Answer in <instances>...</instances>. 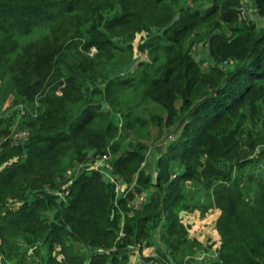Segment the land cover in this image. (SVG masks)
<instances>
[{
    "label": "trees",
    "instance_id": "obj_1",
    "mask_svg": "<svg viewBox=\"0 0 264 264\" xmlns=\"http://www.w3.org/2000/svg\"><path fill=\"white\" fill-rule=\"evenodd\" d=\"M245 1L0 0V264H129L133 245L149 246L158 228L165 264H264V178L247 174L264 156V28L240 20ZM256 5L264 17V0ZM223 24L236 36L221 34ZM201 31L215 60L207 71L190 46ZM139 36L152 62L133 69L131 61L117 74ZM228 61L236 65L224 71ZM136 92L143 101L133 108ZM36 100L37 115L22 122L29 138L3 140L15 108ZM146 101L164 107L168 127L178 129L157 180L144 169L147 145L123 150L121 142L130 130L148 132L137 113ZM105 153L114 155L112 172L135 184L118 205L114 185L92 165ZM77 164L88 170L72 179ZM69 180L65 200L59 192ZM189 183L210 194L204 212L220 211L222 243L210 262L190 259L207 248L182 220ZM145 191L148 201L138 206ZM122 222L126 236L118 240Z\"/></svg>",
    "mask_w": 264,
    "mask_h": 264
},
{
    "label": "rangeland",
    "instance_id": "obj_2",
    "mask_svg": "<svg viewBox=\"0 0 264 264\" xmlns=\"http://www.w3.org/2000/svg\"><path fill=\"white\" fill-rule=\"evenodd\" d=\"M189 3L191 4V0H189ZM243 4L245 5L246 10H245V15L240 16V20L241 21L245 20L249 23H253L256 26V29L261 31V29L264 28V17L258 11V8L256 5V0H246ZM201 7H202V9H206L209 7V4H204ZM241 23H239V24H241ZM231 29H232V27L230 25L223 24V27L220 29V33L226 35L229 38L232 36H236V34H233ZM202 34H203V31H201L199 35L197 33H195L191 38L192 41L190 43V46L193 50V52H192L193 56L200 63V67L207 71V69L209 68V66L211 64H215V60L209 53L211 40L209 37H205V33L203 35ZM142 41H144V39L140 36L137 37V39L135 40V42L133 44V54H132L131 60H130V58L126 59L127 56H125V55L124 56L122 55L120 57L119 63H121V64H119L117 66V69H118L117 74L124 75V72H126V69L124 67H127L128 66L127 64H129L131 61L134 62V64H135L132 67L133 69L137 68L136 65L140 64L141 60H146L148 62H152L154 54L151 53L149 49L143 50L141 48L142 47V45H141ZM126 62H128V63H126ZM121 65H123V67ZM235 65H236L235 62H229L228 61V62L222 63V65H220V66H221V68H223L224 71H228L230 69H234ZM137 75L138 76L141 75V70H138ZM142 101H143V99H142L140 92H136L135 94L131 95L128 99L130 106L133 108L138 106V104ZM182 106H184L183 101L180 99L177 100L176 101V109L178 112L182 111L180 109ZM1 113H2V109H0V115H1ZM137 113L141 114L142 116H144L145 118H147L149 120L148 132L146 133L145 136L140 138L137 136L135 131L130 130L129 133L124 135L123 139L121 140L122 149L123 150L129 149L132 144H136L139 141L145 143L147 145V159L144 162L145 163L144 169H146L152 173L153 180H157V174L159 172V168H158L159 159H160V157L165 156L167 150L169 149L171 144L175 141V135L173 134V132H175L178 129H176L175 126L172 128L168 127V125H167L168 113H167L166 109L164 107L152 102V101L151 102H148V101L143 102L141 104V107L138 108ZM154 115L156 117L161 116V118H162V124L161 125L157 124V121L152 119V117ZM112 119L118 126H121L122 121H121L120 116L118 114H113ZM13 141H14V139H13ZM261 149H263V148H261ZM109 158L107 159L108 162H106V163L101 162L100 164L98 163V166H101V167L104 166V168L110 169L109 164H110L111 160H113L114 155H111V157H109ZM260 164L261 165L264 164V156H262L261 160L254 166H258ZM87 166H89V165H87ZM221 166L223 168H227V170L230 169L225 163H222ZM85 170H88V167L84 166L83 164L75 165L73 167V172H72L73 178L72 179H74L75 176H78L81 172H83ZM176 170L178 172H180L181 167H179V168L177 167ZM173 173L172 174L174 176H172V177H175V167H174ZM239 173L240 172H238L237 170L232 171V177H238ZM69 181L72 182V180H69ZM123 183H124L123 187L125 186V190L127 192V188H130L131 183L130 184H128V182H123ZM189 184H190V186H189L190 188L193 187L192 183H189ZM253 188H254V186H252V185L247 187V190H248L247 195L250 199L253 198V192H252ZM149 190H153V189L150 188ZM149 193H150V191H145V192L141 193L140 195H137V197L135 199V203H137L138 206H140V205L142 206L144 203H146L148 201ZM141 195L144 196V201L137 202V198H139ZM210 229L211 228H208V231ZM217 234H219V233H216L215 236H217ZM160 238L161 237L155 238V240H156V242L154 243L156 245L155 249L152 250L150 248L153 246L151 244L150 247L148 246L150 248V249L148 248L149 253L147 252V253L142 255L141 258H142V261L144 262V264L150 261L149 256L151 254L152 255L157 254L155 256V261L153 262V264H165L164 260H161L159 254H158V250H161V247L159 246ZM212 240H213V238L211 237V235H208V238L206 241L207 244L205 246L207 248V250L205 249V251L208 252L210 250V247L214 248L213 244L211 243Z\"/></svg>",
    "mask_w": 264,
    "mask_h": 264
},
{
    "label": "built area",
    "instance_id": "obj_3",
    "mask_svg": "<svg viewBox=\"0 0 264 264\" xmlns=\"http://www.w3.org/2000/svg\"><path fill=\"white\" fill-rule=\"evenodd\" d=\"M241 10V15H245V5L243 4L240 8ZM95 52V48L91 49L90 54L92 55ZM61 88V87H60ZM62 91L61 89H59L57 91L58 95H61ZM37 105H38V100L35 101V105H31L28 103H21L19 104L15 109L18 111L17 112V117L14 120L13 124L10 126V130L9 132L4 136L3 140L6 139H14L15 142H20V141H26L29 136H30V131L25 128L22 127V122L24 121V117H26L27 115H32V116H36L37 115ZM111 157L110 153H105L99 157H97L93 162L92 165L94 168H96V170H100L103 173H105L107 170H109L112 174L110 176V178L107 179V181L111 182L114 185L115 188V192H116V199H115V204L118 205V199L125 197L129 191L134 190L135 188V184L132 183L130 188H127V192L125 190V186L123 187V182H125L123 179H121L117 174L113 173L111 169H106L104 168V166H98V163L100 164L101 162H108L107 159ZM110 159V158H109ZM70 185L71 182L67 181L66 183L63 184L62 189L60 190V195L63 199L66 200V198L68 197V195L70 194ZM129 189V190H128ZM144 201V196L141 195L139 198H137V202H141ZM137 204V203H136ZM124 221V220H123ZM126 236V232L124 230V222L121 223V228L118 232V240L122 239ZM214 246V248L212 247L208 252L207 251H201L196 253L194 256H192L190 259L193 260L194 262H198V263H202V262H210L213 260L218 259L219 257V248L220 245L222 243L221 241V237L219 234H217V236L213 237V240L211 242ZM57 249H59L58 245H57ZM85 249V248H83ZM101 252H105V253H110L112 251V249H104V250H100ZM142 243L141 242H136L133 245V253L131 255V260L129 264H137V260L140 259L142 257ZM157 254H151L149 256L150 261L145 263V264H153L154 259L153 257H155ZM62 256H59V258H61Z\"/></svg>",
    "mask_w": 264,
    "mask_h": 264
},
{
    "label": "crops",
    "instance_id": "obj_4",
    "mask_svg": "<svg viewBox=\"0 0 264 264\" xmlns=\"http://www.w3.org/2000/svg\"><path fill=\"white\" fill-rule=\"evenodd\" d=\"M111 174L112 173L107 170L103 173V177L108 179ZM247 174L264 178V164L250 168ZM187 193L189 197L188 205L190 206V209L181 213L182 220L188 226L189 236L199 240L206 246L208 235H211L213 238L216 233H218L215 228V223L220 211L215 207H210L205 212L203 211L205 206H209L211 200L210 194L203 187H189ZM208 228L211 229L208 231ZM160 235L161 231L160 228H158L151 238V244L153 246L150 247L151 244L149 245L152 250L156 248V245L154 244L156 242L155 238H159ZM159 246H162L161 238ZM149 247H144L142 254L147 252L149 253ZM137 264H144L142 258L137 260Z\"/></svg>",
    "mask_w": 264,
    "mask_h": 264
}]
</instances>
